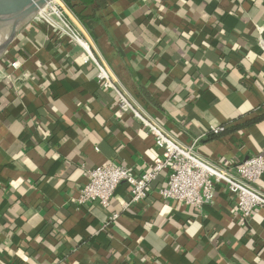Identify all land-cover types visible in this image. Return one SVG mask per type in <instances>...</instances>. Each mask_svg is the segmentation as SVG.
I'll use <instances>...</instances> for the list:
<instances>
[{"label": "crops", "instance_id": "0c3cea01", "mask_svg": "<svg viewBox=\"0 0 264 264\" xmlns=\"http://www.w3.org/2000/svg\"><path fill=\"white\" fill-rule=\"evenodd\" d=\"M66 8L126 93L184 143L199 139L202 157L234 167L264 154V121L212 135L264 112V0ZM96 75L43 25L22 26L0 57V264H264V209L242 225L224 186L201 209L163 200L164 177L128 208L125 184L108 208L78 205L88 170L141 175L162 156Z\"/></svg>", "mask_w": 264, "mask_h": 264}, {"label": "built area", "instance_id": "2783aa9c", "mask_svg": "<svg viewBox=\"0 0 264 264\" xmlns=\"http://www.w3.org/2000/svg\"><path fill=\"white\" fill-rule=\"evenodd\" d=\"M28 23L46 26L56 36L67 38L81 48L85 61L96 67L99 84L115 93L119 108L132 113L140 121L162 152L154 167L141 175H135L131 169L114 163L88 170L87 184L79 192L78 205L98 202L108 208L118 187L125 184L131 196L126 205L128 208L147 198L153 183L164 177L165 182L159 188V195L165 201L201 209L212 203L217 189L224 186L235 200L237 217L242 225L248 222L257 209H264V192L258 188V182L264 175V154L253 155L234 167L221 166L197 152L199 139L186 144L173 135L126 93L110 67L97 53L94 42L71 22L62 0L48 2ZM12 66L18 68L19 63L15 62ZM221 130L215 129L213 133L218 134ZM119 216L114 213L107 224L115 222Z\"/></svg>", "mask_w": 264, "mask_h": 264}, {"label": "water", "instance_id": "95a60500", "mask_svg": "<svg viewBox=\"0 0 264 264\" xmlns=\"http://www.w3.org/2000/svg\"><path fill=\"white\" fill-rule=\"evenodd\" d=\"M52 0H0V23L12 24L9 41L3 47L2 54L14 40L19 29Z\"/></svg>", "mask_w": 264, "mask_h": 264}, {"label": "trees", "instance_id": "16d2710c", "mask_svg": "<svg viewBox=\"0 0 264 264\" xmlns=\"http://www.w3.org/2000/svg\"><path fill=\"white\" fill-rule=\"evenodd\" d=\"M65 5L74 10L76 6H79V5H84V6H87V7H90V6H96V5H99V4H105L107 2H115V1H118V0H62ZM261 121H264V112L260 113L258 116H256L255 118L253 119H250V121L244 123L243 125H239V126H236V127H233L232 129H228L226 131H224L223 129L220 131V133L218 134H214L212 133V135H224L226 133H228L230 130H233V131H237V130H240V129H243L247 126H252V125H255L257 123H260Z\"/></svg>", "mask_w": 264, "mask_h": 264}, {"label": "bare ground", "instance_id": "6f19581e", "mask_svg": "<svg viewBox=\"0 0 264 264\" xmlns=\"http://www.w3.org/2000/svg\"><path fill=\"white\" fill-rule=\"evenodd\" d=\"M10 28L7 30L6 35H3V37L0 38V55L2 54L3 47L5 44L9 41L10 33H11V26L12 24H7Z\"/></svg>", "mask_w": 264, "mask_h": 264}, {"label": "rangeland", "instance_id": "374dc122", "mask_svg": "<svg viewBox=\"0 0 264 264\" xmlns=\"http://www.w3.org/2000/svg\"><path fill=\"white\" fill-rule=\"evenodd\" d=\"M9 28L10 27L7 24L0 23V38L4 35L5 31L8 30ZM0 57H3V54H1Z\"/></svg>", "mask_w": 264, "mask_h": 264}]
</instances>
